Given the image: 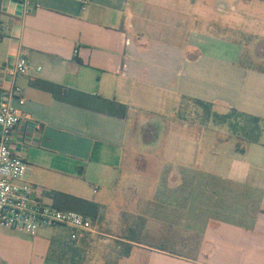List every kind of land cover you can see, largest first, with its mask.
Segmentation results:
<instances>
[{
  "label": "crops",
  "instance_id": "crops-1",
  "mask_svg": "<svg viewBox=\"0 0 264 264\" xmlns=\"http://www.w3.org/2000/svg\"><path fill=\"white\" fill-rule=\"evenodd\" d=\"M206 1L0 0V97L20 86L42 123L13 130L24 180L92 221L75 240L0 227V264H264V67Z\"/></svg>",
  "mask_w": 264,
  "mask_h": 264
},
{
  "label": "built area",
  "instance_id": "built-area-1",
  "mask_svg": "<svg viewBox=\"0 0 264 264\" xmlns=\"http://www.w3.org/2000/svg\"><path fill=\"white\" fill-rule=\"evenodd\" d=\"M22 1L26 6L30 3V0ZM5 69L11 79L27 74L29 65L25 55L19 54ZM13 99L19 104L25 100L23 89L15 84L0 97V227L35 235L40 227L63 225L71 229L70 239L75 240L92 230L91 218L41 201L39 189L24 180L27 166L12 147L13 130L22 123L38 131L42 123L23 112Z\"/></svg>",
  "mask_w": 264,
  "mask_h": 264
},
{
  "label": "rangeland",
  "instance_id": "rangeland-1",
  "mask_svg": "<svg viewBox=\"0 0 264 264\" xmlns=\"http://www.w3.org/2000/svg\"><path fill=\"white\" fill-rule=\"evenodd\" d=\"M206 4L210 7L209 18L219 22V26L213 27V31L219 33L221 37L235 40L244 48L242 60L246 63L264 67V0H207ZM228 19V20H227ZM229 22L230 27L225 26V21ZM197 25H202L198 23ZM200 27V26H198ZM207 27V25H206ZM188 105H194L188 103ZM200 113L195 110L187 115L190 119H199L216 122V117L210 113L209 109L200 106ZM231 118V116H230ZM229 118V119H230ZM68 232V231H67ZM105 238V237H103ZM109 244L106 252L110 250L115 255V243L102 241V235L95 236L92 242L94 251L96 248H103L102 245Z\"/></svg>",
  "mask_w": 264,
  "mask_h": 264
},
{
  "label": "trees",
  "instance_id": "trees-1",
  "mask_svg": "<svg viewBox=\"0 0 264 264\" xmlns=\"http://www.w3.org/2000/svg\"><path fill=\"white\" fill-rule=\"evenodd\" d=\"M198 101L201 102V100H198ZM234 114L237 115V116H239V115L240 116H244L243 113L236 112L235 109H232L231 112L228 113V114H222V115H218V114L216 115L215 114V117H216V120L218 122H227V121H230L232 119V115H234ZM230 116H231V118H230ZM245 116H248V115H245ZM249 117H251V120H252L253 123H256L258 121V119L256 117H252V116H249Z\"/></svg>",
  "mask_w": 264,
  "mask_h": 264
}]
</instances>
